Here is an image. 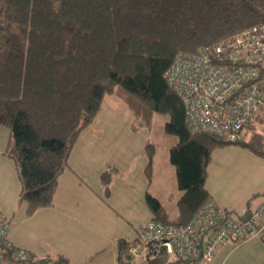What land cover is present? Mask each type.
<instances>
[{"label":"trees","instance_id":"trees-1","mask_svg":"<svg viewBox=\"0 0 264 264\" xmlns=\"http://www.w3.org/2000/svg\"><path fill=\"white\" fill-rule=\"evenodd\" d=\"M258 24H264V0H0V126L9 130L3 153L14 161L18 202L26 213L53 203L58 177L81 131L104 97L113 94L131 110L135 130L150 123L155 111L169 115L165 129L178 136L169 148L182 191L177 216L169 219L148 192L145 198L151 219L188 222L212 199L205 181L216 147L234 143L264 156L258 142L264 137V109L237 141L192 132L184 103L164 71L179 52H198ZM146 147L150 179L154 147ZM110 170L101 172L104 182ZM135 242L136 236L117 239L121 264H137L130 251ZM30 255L36 262L67 264L62 254Z\"/></svg>","mask_w":264,"mask_h":264},{"label":"built area","instance_id":"built-area-1","mask_svg":"<svg viewBox=\"0 0 264 264\" xmlns=\"http://www.w3.org/2000/svg\"><path fill=\"white\" fill-rule=\"evenodd\" d=\"M166 81L183 101L192 132L206 131L228 141L242 138L246 124L264 109V24L243 28L195 53L179 52L164 71ZM9 222L0 212V264L36 262L9 237ZM131 247L140 264H209L222 244L253 238L264 242V198L242 218L213 199L185 224L150 219L136 229Z\"/></svg>","mask_w":264,"mask_h":264},{"label":"crops","instance_id":"crops-1","mask_svg":"<svg viewBox=\"0 0 264 264\" xmlns=\"http://www.w3.org/2000/svg\"><path fill=\"white\" fill-rule=\"evenodd\" d=\"M94 120L81 131L70 152L68 165L58 177L53 203L31 214H27L25 205L18 202L20 184L14 161L3 153L9 140V130L0 126V212L10 221L9 237L13 243L36 257L62 254L67 258V264H121L117 259V239L136 236L134 228L129 227L128 215L126 218L123 213H127L125 209L130 198H136L134 187L130 186L141 180L144 164L132 162L127 171H123L121 164L114 161L113 129L105 124L96 125ZM172 165L169 166L173 168ZM107 168L111 169V175L109 181L104 182L101 172ZM168 173L170 177L169 167ZM155 176L153 172L152 177ZM172 178L176 180L174 171ZM117 179L122 180L124 197L110 193L118 188ZM208 190L217 204L230 209L217 192ZM130 191L133 197L127 194ZM108 198L112 200L109 202ZM112 201L116 204H111ZM151 217L152 212L149 220ZM252 240L254 249L264 251L261 239ZM242 246L222 244L212 260L220 255L218 259L224 258L225 263L237 249L247 247ZM244 252L248 253L247 250Z\"/></svg>","mask_w":264,"mask_h":264},{"label":"rangeland","instance_id":"rangeland-1","mask_svg":"<svg viewBox=\"0 0 264 264\" xmlns=\"http://www.w3.org/2000/svg\"><path fill=\"white\" fill-rule=\"evenodd\" d=\"M168 118V114L155 111L152 113L150 123L135 130L130 127L132 124H138L132 121L133 114L125 102L113 94H107L102 101L97 118L94 120L97 121L96 125L105 124L111 130L113 129V135H115V139L112 141L114 161L121 164L123 171H127L132 162H135L136 165H140L142 162L144 164V174L141 175L139 183H130L133 186L129 185L130 188L134 187V197L136 198H130L131 201L125 209L127 213H123L126 218L128 215L129 227L134 228V235L136 234L135 229L146 223L151 215L145 198L146 192L160 200L170 219H173L178 213L177 199L182 191L178 188L176 180L172 178L175 169L169 158V148L177 142L178 136L166 131L165 122ZM115 126L119 128L115 129ZM1 127L8 129L4 126ZM251 131L253 128L248 129L247 139ZM258 142L264 145L263 135ZM147 143L154 147L150 179L147 178L146 173ZM169 165H172L173 168ZM152 167L156 168V171H153ZM168 167L170 168V177ZM128 172L130 173V171ZM153 172L155 177H152ZM115 181L118 188H114L110 193L124 197L123 195L126 194L121 184L122 180ZM205 185L207 189L210 188L219 194L223 203L230 208L228 209L229 215L238 219L248 209L255 208L264 198V156L234 143L216 147L212 151L211 160L207 165ZM127 194L133 197L131 191ZM110 200L112 198H108L109 202ZM111 204L114 205L116 202L112 201ZM251 242H253L252 239L238 245L247 247L237 249L236 253L229 257L225 263L224 258L218 259L220 255H216L210 264H264V251L254 249ZM245 250L248 251L247 254L244 252ZM239 255L244 257L240 258ZM232 258L234 259L232 260Z\"/></svg>","mask_w":264,"mask_h":264}]
</instances>
